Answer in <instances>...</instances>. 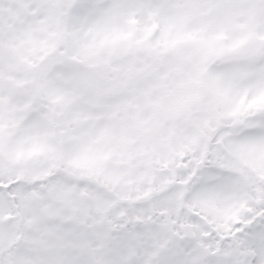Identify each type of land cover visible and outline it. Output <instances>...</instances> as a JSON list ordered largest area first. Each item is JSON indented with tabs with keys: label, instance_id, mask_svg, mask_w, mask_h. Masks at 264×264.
I'll list each match as a JSON object with an SVG mask.
<instances>
[{
	"label": "snow or ice",
	"instance_id": "1",
	"mask_svg": "<svg viewBox=\"0 0 264 264\" xmlns=\"http://www.w3.org/2000/svg\"><path fill=\"white\" fill-rule=\"evenodd\" d=\"M0 264H264V0H0Z\"/></svg>",
	"mask_w": 264,
	"mask_h": 264
}]
</instances>
